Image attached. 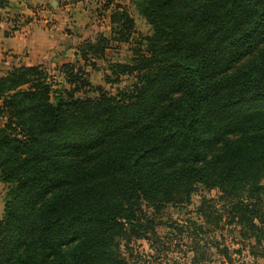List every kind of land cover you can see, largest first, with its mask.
<instances>
[{
	"label": "trees",
	"instance_id": "obj_1",
	"mask_svg": "<svg viewBox=\"0 0 264 264\" xmlns=\"http://www.w3.org/2000/svg\"><path fill=\"white\" fill-rule=\"evenodd\" d=\"M139 12L152 33L109 64L107 84L136 78L117 96L86 67L130 41L125 10L61 80L39 65L0 76V264H129L116 238H142L201 188L264 244V0H142Z\"/></svg>",
	"mask_w": 264,
	"mask_h": 264
},
{
	"label": "rangeland",
	"instance_id": "obj_2",
	"mask_svg": "<svg viewBox=\"0 0 264 264\" xmlns=\"http://www.w3.org/2000/svg\"><path fill=\"white\" fill-rule=\"evenodd\" d=\"M141 1L59 0L65 7V32L72 36L74 42L69 49L72 47L76 53L66 52L60 62L51 61L52 64L46 68L61 80L57 69L64 62L79 61L81 65L85 64L78 56L79 48L86 41L111 38L114 28L111 16L114 12L125 10L135 23L130 41L112 39L105 58L95 60V67L87 66L86 70L93 87L102 86L113 96L130 89L136 82L133 76H124L118 84L110 85L106 83L105 75L109 73L110 63L129 62L133 49L152 33L151 26L139 12ZM47 9L54 11L50 3ZM35 27L41 37L42 34L46 35L43 27ZM82 37L86 39L81 45H76ZM40 41L42 38H39ZM9 68L6 64L0 66V76ZM89 95L95 94L90 92ZM9 187L0 180V219L4 214ZM150 222L151 230L148 233H144L145 225L140 228L142 238L130 233L116 238L114 251L129 264H264V244H260L258 233L232 218L230 201L218 190L201 188L192 195L190 202L167 206L159 215H153Z\"/></svg>",
	"mask_w": 264,
	"mask_h": 264
},
{
	"label": "crops",
	"instance_id": "obj_3",
	"mask_svg": "<svg viewBox=\"0 0 264 264\" xmlns=\"http://www.w3.org/2000/svg\"><path fill=\"white\" fill-rule=\"evenodd\" d=\"M48 3L54 11L47 9ZM63 5L59 0H5L0 8V66L46 67L51 61L60 62L66 52L76 53L69 49L74 42L65 32ZM35 26L43 27L46 35L41 37ZM85 39L80 38L76 45Z\"/></svg>",
	"mask_w": 264,
	"mask_h": 264
},
{
	"label": "built area",
	"instance_id": "obj_4",
	"mask_svg": "<svg viewBox=\"0 0 264 264\" xmlns=\"http://www.w3.org/2000/svg\"><path fill=\"white\" fill-rule=\"evenodd\" d=\"M5 0H0V8L3 6Z\"/></svg>",
	"mask_w": 264,
	"mask_h": 264
}]
</instances>
